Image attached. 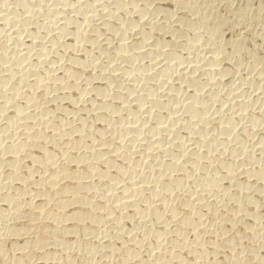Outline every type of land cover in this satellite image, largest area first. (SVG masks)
Listing matches in <instances>:
<instances>
[{"label": "bare ground", "instance_id": "1", "mask_svg": "<svg viewBox=\"0 0 264 264\" xmlns=\"http://www.w3.org/2000/svg\"><path fill=\"white\" fill-rule=\"evenodd\" d=\"M226 1L0 0V264H264V0Z\"/></svg>", "mask_w": 264, "mask_h": 264}, {"label": "rangeland", "instance_id": "2", "mask_svg": "<svg viewBox=\"0 0 264 264\" xmlns=\"http://www.w3.org/2000/svg\"><path fill=\"white\" fill-rule=\"evenodd\" d=\"M224 1H226V0H224ZM231 1H232V2L234 1L235 3H234V2L232 3ZM226 2H227V3H228V2H231V4H233V7H236V5L238 6L237 3H239L238 0H230V1H226ZM226 2H225V3H226ZM163 3H164V4H163ZM163 3H162V6H163L165 9H168V10H172V9H174L173 7H171V6H173V5H172V4H169V2L167 3V1H164ZM166 3H167V5L165 6ZM227 3L225 4V8H226V10H225V8H224V5L221 6V7H223L224 9L220 7V14H222V16H226V15H227V12H228V11H227V9H228L227 7H229V6H227V5H228ZM234 4H235V6H234ZM169 5H170V6H169ZM226 6H227V7H226ZM170 7H171V9H170ZM252 7H253V6H252ZM252 7H250L248 11L252 12V11L254 10V8L251 9ZM222 10H223V11H222ZM224 10H225V11H224ZM223 12H226V13L224 14ZM250 12H248V14H249ZM253 14H254V13H252V14L250 13L249 16L252 18ZM156 36H157V35H156ZM80 57H82V56H80ZM98 125H100V124L95 123V128H96V129H98V128L100 129L101 125H100V126H98Z\"/></svg>", "mask_w": 264, "mask_h": 264}]
</instances>
